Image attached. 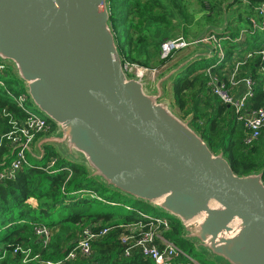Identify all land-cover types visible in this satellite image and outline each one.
<instances>
[{
	"label": "water",
	"instance_id": "95a60500",
	"mask_svg": "<svg viewBox=\"0 0 264 264\" xmlns=\"http://www.w3.org/2000/svg\"><path fill=\"white\" fill-rule=\"evenodd\" d=\"M203 38L148 89L124 69L109 0H0V60L57 126L29 153L65 144L90 177L172 214L224 264H264V170L237 174L163 100L174 73L214 55Z\"/></svg>",
	"mask_w": 264,
	"mask_h": 264
},
{
	"label": "trees",
	"instance_id": "16d2710c",
	"mask_svg": "<svg viewBox=\"0 0 264 264\" xmlns=\"http://www.w3.org/2000/svg\"><path fill=\"white\" fill-rule=\"evenodd\" d=\"M128 1L109 0L113 30L118 3L123 7ZM261 1L258 0V3ZM256 15L258 22L261 23L263 18L258 11H256ZM251 27L250 25V29ZM115 35L120 53L123 59H125L124 50L119 45L117 34ZM263 35L264 30L255 33V38H253L255 47H264L262 46L264 44V40H262ZM260 42H262L261 45ZM248 63H250L253 76L255 78L258 77L257 72L259 67L264 66L262 55L258 54L253 60L248 61ZM186 70L188 72L194 70V68L189 67ZM181 78L178 74L174 79L176 84L173 90L174 99L172 101L173 106L179 108V114L184 119L193 115V119H191L193 127L202 135L215 153L220 151L225 153V156L237 174L245 175L264 170V158L260 159L261 155L264 156V139L259 145V140L252 146L244 144L243 124L238 120L235 110L223 104L216 95L208 93L207 83L209 76L205 72H202L193 78ZM201 96L207 98L205 103L206 101L211 103L207 107L208 109H205L200 104L199 98ZM212 97L215 98V101H212ZM263 103V89L261 86H257L253 107H259ZM7 104H9V101L4 97H0V109ZM236 121L238 124L241 123L242 128L235 126ZM8 129L7 119L0 114V133ZM262 136L263 133L260 138ZM45 149L46 156L44 159L47 163L51 156L56 155L53 154V151H49L48 147ZM65 165L70 166L74 171L73 176L68 181L67 171L50 173L41 167H31L21 171L14 180L0 182V264H40L38 262L24 263L23 254L21 252L14 253V249L17 246H22L24 249L30 247L34 253L41 252L44 259H59L64 257L66 254L64 252L65 244H69V239H65V235L70 238L71 236L72 238L77 236V223L81 222L85 217L90 220V222H86L87 224L102 220L104 225L138 219L137 213L140 210L120 220L114 219L116 217L114 216L115 211L99 215L82 213V209L86 206L90 207L95 199L93 196H90L91 194L87 195L94 189L92 179L89 176V168L85 164L62 158H59L56 168ZM87 191L89 192L85 194L84 192ZM98 200L108 204V200L106 199ZM126 208L128 210L132 209L130 206ZM67 210L68 213H66ZM63 213H66L65 219L58 220L59 216L63 215ZM37 224L60 226V231L53 234L49 244L45 248H43L41 238L35 234L34 228ZM52 227L54 228V226ZM171 228L167 232V236L184 251L190 245H194L183 236L184 229L179 220H174ZM118 233V230H113L104 239L94 243L97 257L103 263H111L112 258L121 252ZM109 253L112 254L108 255Z\"/></svg>",
	"mask_w": 264,
	"mask_h": 264
},
{
	"label": "built area",
	"instance_id": "2783aa9c",
	"mask_svg": "<svg viewBox=\"0 0 264 264\" xmlns=\"http://www.w3.org/2000/svg\"><path fill=\"white\" fill-rule=\"evenodd\" d=\"M257 11L263 21L251 26L264 30V0L259 3ZM248 31L243 29L240 36ZM222 40L224 38L211 33L200 41L207 44L213 42L219 48L222 47ZM196 44L197 41L186 40L183 37L165 40L161 44L162 58L167 59L175 52L190 46L195 47ZM218 48L215 51L219 54ZM256 54H261L264 58V49L251 51L248 57H254ZM219 55L221 61L226 57L223 52L222 56ZM242 63L238 62L231 71L227 69L228 73L222 77L213 72V68L218 65L202 69L201 72L209 76L207 83L209 93L216 95L223 104L233 107L238 120L243 124L244 144L252 146L264 131V103L259 107H253L257 86H261L264 92V66L259 67L256 78L252 73L239 76ZM130 65L124 62V69L128 75L143 80L145 69L141 70L137 67L134 70L135 66ZM11 73H13L12 65L0 60V97L9 101V104L0 109V114L7 119L9 126L7 131L0 133V182L14 180L21 171L34 167L29 161V148H34L40 136L51 134L57 128L49 118L28 108L30 97L25 88H16L10 84L13 81L10 77ZM153 81L154 79L151 78V82ZM241 82L244 90L237 97L233 93V88ZM58 162V157L51 156L41 168L50 173L67 171L68 181L73 176V169L68 165L56 168ZM90 193L95 196L93 191ZM96 197L101 199L99 196ZM137 214L138 219L134 221L104 225L100 220L80 227L81 230L76 238L66 247L65 256L59 259H44L41 252L34 253L30 247L24 249L22 246H17L14 253L21 252L24 263L40 264H201L167 236V232L172 229L170 219L142 211ZM34 230L45 248L54 234L53 229L47 225L37 224ZM113 230L119 231L118 241L121 252L112 258L111 263H103L97 257L94 243L104 239Z\"/></svg>",
	"mask_w": 264,
	"mask_h": 264
},
{
	"label": "rangeland",
	"instance_id": "374dc122",
	"mask_svg": "<svg viewBox=\"0 0 264 264\" xmlns=\"http://www.w3.org/2000/svg\"><path fill=\"white\" fill-rule=\"evenodd\" d=\"M258 5V0H129L123 7L118 3L115 14L116 21L114 22V30L119 39V45L123 48L125 53L124 62L135 66L134 70L137 67L145 69L143 81L146 82L147 88L150 89V87L155 86L163 76L169 74L171 70L178 67L180 63L191 58L192 54L201 50L200 47L190 46L175 52L167 59H163L161 55V44L168 39L183 37L186 40H194L202 37L205 38L211 33L216 34L224 38L221 42L222 47L218 48V45H215L213 42L212 44H208L215 50L218 48L221 56L222 52L226 55L227 61L225 59L222 61L227 65L225 67H228L231 71L238 62H243L241 69H243V67L250 68V63H248V61L250 62L253 60L258 54L251 58L248 57L251 51L246 54V49L241 43L244 45L248 38L249 41H253L255 33L262 31L258 29L257 26H253L250 29V25H256V23H258V14L256 15ZM247 28L250 32L248 31L240 36L241 33H243L241 31ZM262 40H264V35L262 36ZM257 50L260 49L252 51ZM214 54V57L209 59L203 58L194 65L188 66L185 70L192 67L194 70L199 69L197 72L200 73L202 69L217 66L219 63H222L219 61L221 57L218 52L215 51ZM9 63L13 67V73H11L12 75H10V77L15 80L17 84L16 88L20 86L25 88L24 82L17 72H15L14 65L11 62ZM222 68L223 66L216 70L221 72ZM222 73L227 74L228 72L225 71ZM177 74L174 73L173 76L165 82V95L163 96V100L171 101L173 110L179 113V108L176 106L174 107L172 102L174 99L173 90L176 84L174 79ZM179 77H181V75H179ZM151 78L154 79L153 82H151ZM212 98V101H215V98ZM199 100L201 102L200 104L204 106L205 109L211 104L207 101L205 103V100H207L206 97L201 96ZM27 106L30 110L45 116L39 111L31 99L27 103ZM235 126L240 127L237 121ZM56 130L57 128L53 133L40 136V138L52 135ZM40 138H38V140ZM263 139L264 132L262 138L259 139L258 145L263 142ZM37 141L34 145V151L36 154H39L40 149L36 147ZM46 147L49 148V151H53V154L60 159L77 162L73 160L75 158V152H70L65 144L47 145ZM263 158L264 156L261 155L260 159ZM29 161L34 167L39 168L46 164L45 159L40 160L32 154L29 155ZM91 179L94 188L92 191L95 194L93 198L95 199L90 207L86 206L82 209V213L99 215L115 211L116 213H114V216H117V219L120 220L140 210L151 215L168 218L172 222L177 220L172 214L164 211L160 207L158 208L143 200L136 199L112 185L107 184L101 177H91ZM88 192L89 191L84 193L86 194ZM90 194L91 193H88L87 195ZM90 196L92 197L93 195L91 194ZM96 196H99L101 198L100 200H108V204L103 203L104 201H99V198ZM110 201H116V204ZM127 206H130L132 209L128 210L126 208ZM65 208H67V206H65ZM66 213H68V210ZM66 213L59 216L60 218L58 220L65 219ZM88 221L90 222V220L85 217V219L77 223V233L81 230L80 227L89 225L86 223ZM46 225L49 227L54 226V228L52 227L54 233L60 231L59 225ZM66 238H68V242L71 243L76 236H74V238L71 236L70 238L65 235V239ZM188 240L194 245H190L185 251L201 264L225 263L221 257L212 253L210 249L203 247L196 239L188 238ZM65 246L67 247L69 244L67 243Z\"/></svg>",
	"mask_w": 264,
	"mask_h": 264
},
{
	"label": "crops",
	"instance_id": "0c3cea01",
	"mask_svg": "<svg viewBox=\"0 0 264 264\" xmlns=\"http://www.w3.org/2000/svg\"><path fill=\"white\" fill-rule=\"evenodd\" d=\"M248 29V28H247ZM249 30V29H248ZM250 31V30H249ZM249 37V36H248ZM262 44V42H260V45ZM242 46H244V48L246 49V54H248V52H250V51H252V50H255V49H261L262 47L261 46H257V47H255L256 45L255 44H253V41H249V38L247 39V41H245V43H244V45L242 44ZM262 46H264V44L262 45ZM195 47H197V46H195ZM262 49H264V48H262ZM215 56V54L212 56V57H214ZM207 59H209V58H211V57H206ZM199 60H202V59H199ZM198 60V61H199ZM225 60L227 61V57H225ZM220 62H222L221 61V59H220ZM181 64V63H180ZM179 64V65H180ZM223 66V68L221 69V72H218L216 69L217 68H221ZM225 66H227V65H225V63L224 62H222V63H219L218 64V66L217 67H215V68H213V70L215 69V71H213L214 73H216V74H218L220 77H222L224 74L222 73V72H225V71H227V69H228V67H225ZM182 70V71H181ZM199 70V69H198ZM198 70H191V71H188L187 72V70H185V67H183V68H181L180 69V71L181 72H179L178 74L179 75H181V77L182 78H186V77H188V78H193L194 76H196L197 74H199V72H197ZM196 71V72H195ZM191 72V73H190ZM190 73V74H189ZM193 73H195V74H193ZM200 73H202V72H200ZM247 73H252V69H251V67L250 68H244L243 67V69H241L240 71H239V76H243V75H245V74H247ZM177 74V75H178ZM184 76V77H183ZM10 84L12 85V86H15L16 87V82H15V80H13V81H11L10 82ZM20 87H22V86H20ZM243 90H244V85L242 84V82L238 85V86H235L234 88H233V93H234V95L235 96H240L241 95V93L243 92ZM209 92V91H208ZM221 101V100H220ZM228 107H230L231 109L233 108V107H231V106H229L228 105ZM239 126L242 128V125H241V123H239ZM242 132H244L243 131V129H242ZM47 148V147H46ZM115 220L117 219V216L114 218ZM129 222V221H128ZM37 241L39 242V239L37 238ZM64 252L66 253V248H65V250H64ZM112 253H109L108 255H111Z\"/></svg>",
	"mask_w": 264,
	"mask_h": 264
},
{
	"label": "bare ground",
	"instance_id": "6f19581e",
	"mask_svg": "<svg viewBox=\"0 0 264 264\" xmlns=\"http://www.w3.org/2000/svg\"><path fill=\"white\" fill-rule=\"evenodd\" d=\"M142 70V69H141Z\"/></svg>",
	"mask_w": 264,
	"mask_h": 264
}]
</instances>
